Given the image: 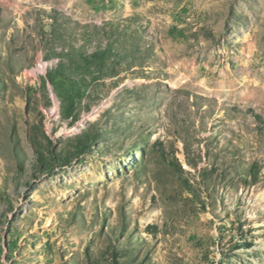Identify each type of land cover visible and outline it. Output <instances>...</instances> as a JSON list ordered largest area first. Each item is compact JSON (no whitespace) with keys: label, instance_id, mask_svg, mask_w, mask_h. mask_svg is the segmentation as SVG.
<instances>
[{"label":"rangeland","instance_id":"rangeland-1","mask_svg":"<svg viewBox=\"0 0 264 264\" xmlns=\"http://www.w3.org/2000/svg\"><path fill=\"white\" fill-rule=\"evenodd\" d=\"M0 264H264V0H0Z\"/></svg>","mask_w":264,"mask_h":264},{"label":"trees","instance_id":"trees-1","mask_svg":"<svg viewBox=\"0 0 264 264\" xmlns=\"http://www.w3.org/2000/svg\"><path fill=\"white\" fill-rule=\"evenodd\" d=\"M79 148H80V149L85 148V143H84V142H81V143L79 144Z\"/></svg>","mask_w":264,"mask_h":264}]
</instances>
